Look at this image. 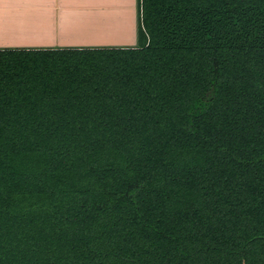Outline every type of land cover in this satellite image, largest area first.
Listing matches in <instances>:
<instances>
[{
  "label": "trees",
  "instance_id": "16d2710c",
  "mask_svg": "<svg viewBox=\"0 0 264 264\" xmlns=\"http://www.w3.org/2000/svg\"><path fill=\"white\" fill-rule=\"evenodd\" d=\"M139 9L0 49V264H264V0Z\"/></svg>",
  "mask_w": 264,
  "mask_h": 264
},
{
  "label": "crops",
  "instance_id": "0c3cea01",
  "mask_svg": "<svg viewBox=\"0 0 264 264\" xmlns=\"http://www.w3.org/2000/svg\"><path fill=\"white\" fill-rule=\"evenodd\" d=\"M139 0H0V49L135 47Z\"/></svg>",
  "mask_w": 264,
  "mask_h": 264
}]
</instances>
